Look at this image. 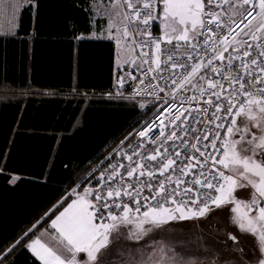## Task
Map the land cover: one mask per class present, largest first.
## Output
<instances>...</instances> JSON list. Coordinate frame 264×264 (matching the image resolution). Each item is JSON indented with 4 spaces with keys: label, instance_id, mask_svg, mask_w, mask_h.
<instances>
[{
    "label": "snow or ice",
    "instance_id": "6c2138e0",
    "mask_svg": "<svg viewBox=\"0 0 264 264\" xmlns=\"http://www.w3.org/2000/svg\"><path fill=\"white\" fill-rule=\"evenodd\" d=\"M6 6L0 0V13ZM116 7L117 43L124 41L126 50L123 62L144 77L137 95L156 92L160 99L158 93L166 87L172 101L177 93L193 94L179 105L170 103L167 115H157L156 135L152 129L138 133L140 150L125 153L127 165H113L107 176L101 174L98 188L75 193V200L58 210L51 227L67 257L38 238L27 248L40 264H80V253L95 264L121 224L134 225L139 235L146 232L145 224L204 217L212 206L230 204L232 222L240 232L257 237L264 251V0H117ZM155 21L162 25V35L150 30ZM136 36L147 39L138 43ZM166 70L168 78L162 75ZM126 78L137 80L128 72L117 79L121 88ZM209 109H214L210 116ZM194 112L214 128L189 137L196 141L190 144L184 126L189 119L203 122ZM145 144L154 147L145 150ZM242 187L252 190L250 200L234 195ZM0 264L6 261L0 259Z\"/></svg>",
    "mask_w": 264,
    "mask_h": 264
},
{
    "label": "trees",
    "instance_id": "16d2710c",
    "mask_svg": "<svg viewBox=\"0 0 264 264\" xmlns=\"http://www.w3.org/2000/svg\"><path fill=\"white\" fill-rule=\"evenodd\" d=\"M40 1L34 16L31 6L23 9L15 33L0 34V259L6 264H40L26 242L150 112L144 103L104 96L112 89L115 48L88 36L91 0H73V40Z\"/></svg>",
    "mask_w": 264,
    "mask_h": 264
},
{
    "label": "rangeland",
    "instance_id": "374dc122",
    "mask_svg": "<svg viewBox=\"0 0 264 264\" xmlns=\"http://www.w3.org/2000/svg\"><path fill=\"white\" fill-rule=\"evenodd\" d=\"M122 49L117 45V66L125 64L126 50ZM241 119L238 118V124ZM231 207L230 204L221 207V215L228 216V212L231 215ZM215 216L217 210L194 219L170 220L158 226L145 224L146 232L139 235L134 234V225L121 224L112 231L108 247L101 250L95 264H247L245 248L238 253L229 231L215 225ZM77 260L80 264H91L87 255L77 256Z\"/></svg>",
    "mask_w": 264,
    "mask_h": 264
},
{
    "label": "crops",
    "instance_id": "0c3cea01",
    "mask_svg": "<svg viewBox=\"0 0 264 264\" xmlns=\"http://www.w3.org/2000/svg\"><path fill=\"white\" fill-rule=\"evenodd\" d=\"M5 4L7 6L5 7L3 13H0V34L15 33L18 30L19 15L23 11V9L28 6H31L32 15L34 16L37 6L36 0H5ZM116 4H117V0H91L87 6V8L89 9L88 10L89 24L91 29V32L89 33L88 36L93 39H104L113 42L115 48V58H114L115 73L119 68L122 67V65L121 66L116 65L118 60L116 56L118 54L117 45H120L123 48L122 42H120L119 44L117 43L118 33L116 30V26L119 25L120 18L117 15L119 9H117ZM40 10L42 11L45 10L49 13L57 14L58 17L52 19L55 26L57 22L59 23L61 22L63 24L61 27L67 29V32H69L68 35L69 39L73 40V35H71V31L73 34V0H41ZM60 11L65 14L64 17H62L59 21ZM13 21L15 23H10ZM156 26L159 32L162 34V25L159 24V21H156ZM251 192L252 190L250 188L242 187V188H238L235 191L234 195H236L238 199L250 200ZM75 193H73V197H71V199L64 205V207H66L67 204L75 200L76 198ZM63 208L60 211H63ZM212 210L215 211L217 210V216H215V225L218 224L221 229H225L229 231L231 237L232 236L237 237L236 240H233L232 238L231 239H232V243L238 246V253L241 252L240 249L243 250L245 248V253L247 254V259H248V261H246L247 264H260L261 261H264V251L261 250L257 237L239 231L237 226L232 222V217L234 216V213H231L230 215L228 212L227 213L228 216L224 215L223 217L221 215L223 214V210L221 208H215V206H213ZM58 214L59 212L56 215ZM52 219H55V216L49 220L47 225L39 229L26 242V247L27 244H30L33 239L38 238L41 240L42 243L47 244L49 247L56 250L62 256L67 257L68 253L63 250L62 246L59 244V241L54 238L56 236V233L55 230L52 229L51 227ZM226 222L229 223V226L224 225L226 224ZM29 252L31 253L30 250ZM84 255H86V253H80L77 256L84 257Z\"/></svg>",
    "mask_w": 264,
    "mask_h": 264
},
{
    "label": "built area",
    "instance_id": "2783aa9c",
    "mask_svg": "<svg viewBox=\"0 0 264 264\" xmlns=\"http://www.w3.org/2000/svg\"><path fill=\"white\" fill-rule=\"evenodd\" d=\"M122 4V0H121ZM237 20L239 19V16L237 15L235 17ZM143 27V26H141ZM155 34H161L156 26V21L152 24V29ZM239 31V29H237ZM162 35V34H161ZM142 39H147V37H140L136 36V41L139 43ZM122 45L124 46V41H121ZM164 47V45H162ZM146 51L148 49H145ZM140 52L139 48H136V54ZM137 64H139V60H137ZM146 67V66H145ZM131 72L133 75L137 76L136 81H132L130 78L125 79L124 86L121 88L120 85L117 83V79L119 77H126V73ZM164 78H168L170 73L169 71H164L162 73ZM144 78L142 73L134 67L130 63H125L124 66L119 68L117 72L114 75V80L112 84V89L104 94L105 97L108 98H119V99H127V100H135L140 103H144L150 108V112L148 115L132 130H130L128 133H126L123 137H121L119 140H117L107 151L103 153V155L91 166L87 174L84 176L82 183L84 188H98L100 185V177L103 173L105 176H107L112 171V166L120 164L127 165L129 161L126 159L127 154H131L133 149H136L139 151L140 149L137 148V145L141 144V138L139 137L138 133L140 131L152 129L151 132L152 135H156V133L159 131L158 125L159 120L156 119L157 115L163 113L164 115H167L166 109L169 107L170 103H176L179 105V102L182 101L185 96H191L193 93L191 91H187L185 93H177L176 94V100L172 101L170 92L171 89L166 87V92L164 93H158L160 99H157L156 92L153 93V95H147L144 92H141V94L137 95L138 89H143V85H139V79ZM155 83V81H153ZM160 83L163 85L164 81L160 80ZM169 101V103H165V101ZM188 107L187 104L183 105V108ZM192 108H196L197 105L193 104L191 106ZM199 107L204 108L207 107L204 104H200ZM183 108H181V111H183ZM214 111V109H209L208 115L210 116L211 113ZM187 115V113H185ZM194 116H196V119L203 121L200 124L195 123V121L189 119V122L184 127L188 130V136H185L186 140H189V143H195L196 141L194 139H189V137L195 136V135H203L205 132H208L210 129L214 128V124H209L207 122V117L202 116L199 113H193ZM191 127H195L198 129L196 133L191 132ZM165 131H168L166 129ZM180 135H183L181 132ZM221 135H224V132H221ZM212 137L209 136V139ZM171 143V142H169ZM177 144L180 143V141H176ZM203 143H207V141H203ZM219 143V142H218ZM154 145L151 144H145L144 148L145 150L153 148ZM198 155V153H197ZM135 159V157H134ZM219 159V157H217ZM219 167V166H217ZM120 172H123V168H118ZM79 183V184H80ZM70 193V192H69ZM132 207H135V205H131ZM213 207V206H212ZM144 209L142 208L141 211Z\"/></svg>",
    "mask_w": 264,
    "mask_h": 264
}]
</instances>
